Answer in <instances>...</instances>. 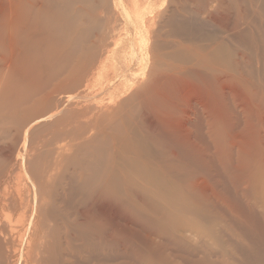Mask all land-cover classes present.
<instances>
[{
  "label": "bare ground",
  "instance_id": "6f19581e",
  "mask_svg": "<svg viewBox=\"0 0 264 264\" xmlns=\"http://www.w3.org/2000/svg\"><path fill=\"white\" fill-rule=\"evenodd\" d=\"M0 264H264V0H0Z\"/></svg>",
  "mask_w": 264,
  "mask_h": 264
}]
</instances>
